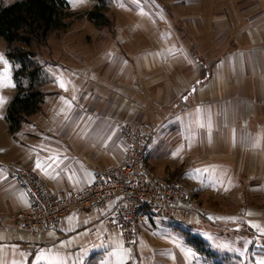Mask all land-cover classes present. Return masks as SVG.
Returning <instances> with one entry per match:
<instances>
[{"label": "crops", "instance_id": "0c3cea01", "mask_svg": "<svg viewBox=\"0 0 264 264\" xmlns=\"http://www.w3.org/2000/svg\"><path fill=\"white\" fill-rule=\"evenodd\" d=\"M252 1L234 12L163 10L167 34L155 25L142 42L125 38L116 50L109 42L102 56L70 57L68 69L49 74L46 87L54 94L43 111L15 135L6 126L10 140L0 144V245H51L65 234L82 231L87 238L88 231L103 228L99 238L112 247L103 223L111 204L73 208L57 229L30 233L16 226L9 215L28 209L29 201L11 165L33 171L52 191L80 190L92 183L95 167L123 161L121 126L127 122L145 137L157 130L153 149L176 138L169 147L180 150L179 162L167 165V175L177 170L218 211L221 204L207 199L210 191L222 195L244 182L256 185L257 194L264 190V0ZM157 159L148 155L152 169ZM38 160L51 161L49 174L36 168ZM89 246L92 256L101 248L99 241Z\"/></svg>", "mask_w": 264, "mask_h": 264}, {"label": "rangeland", "instance_id": "374dc122", "mask_svg": "<svg viewBox=\"0 0 264 264\" xmlns=\"http://www.w3.org/2000/svg\"><path fill=\"white\" fill-rule=\"evenodd\" d=\"M15 1L0 0V3L6 6ZM68 1L71 10L76 14H85L88 10L93 9L95 4L94 0ZM109 1L110 7L107 14L115 21L112 28L99 27L86 16L74 15L70 19L71 24L67 29L50 33L49 45L42 47L41 56L44 63L47 60H53L45 64L44 70L47 75L55 74V72L60 73L65 68L68 69L67 66H70L72 61L70 57L102 56L108 51L107 44L109 42L112 50L118 48L115 43L125 40V38L129 41L138 39L142 42L150 31L146 29H151L155 25H159V27L163 25L162 31L167 34V22L164 19L161 20V14L165 10L170 11L169 9H171L173 12L181 10L180 12H182L190 8V10L196 9L197 11L198 9L207 10L208 13L221 10L234 12L235 9L248 7L253 2L248 0L249 3L239 6L238 3L242 0ZM99 50L101 52L97 53ZM68 51L74 54L70 56ZM0 53H3L5 59L14 66L12 81L15 83L14 73L17 64L8 58L7 43L2 37H0ZM3 67L4 64L0 62V69ZM15 93L16 86L0 85V98L4 100V103L0 105V144L2 141L7 143L10 140V137L5 135L6 126L9 128L6 114ZM156 131L154 128L151 130L152 138ZM17 134L16 136L19 138L23 135V133ZM173 139L176 138L170 137V144L156 143L154 149V143L153 145L149 144L146 152L147 159L148 155L150 158L157 155L158 159L154 160L156 168L153 169L168 178H171V174L167 175V165L174 166L179 162L177 157L180 150L174 151L169 147V145L172 146ZM11 166L16 170V164ZM12 167L11 169H13ZM212 176L207 175L210 178ZM178 178L181 179V177ZM187 179L183 178L180 181L186 186ZM210 186L213 187V183ZM239 186L241 187L236 191L226 192L222 195L216 194L215 190L209 192L211 194L207 196V199L210 203L211 200H217L222 206L221 211L210 206L209 202L200 197L201 194L186 186L191 193L199 198L203 209L200 212H193L188 218L178 220L168 219L162 215H151V223L143 225L139 229L140 241L135 250L127 249L118 233L110 234L109 240L112 241V247L108 248L107 243L99 238L103 228L100 231L98 228H94L92 232L88 231L87 238H84V233L79 231L73 237L65 234L64 237L51 245L26 243L22 247L18 245L10 247L7 244H1L0 264H21V262L37 264L36 257L40 252H44L49 259L39 261V264H261V261L264 260V232L252 225L264 227V190L258 191L257 194L253 191V186L256 185L246 182ZM210 217L212 218L210 219ZM215 217H236V219L217 220ZM189 235L201 238L206 247L210 249L211 254L208 255L190 243ZM96 240L99 241L101 248L99 250L96 248L95 251L98 253L94 252L92 256L89 244L92 241L97 242ZM78 241L83 242L81 248L75 247ZM95 246L99 245L95 244ZM189 253L191 254L189 255Z\"/></svg>", "mask_w": 264, "mask_h": 264}, {"label": "built area", "instance_id": "2783aa9c", "mask_svg": "<svg viewBox=\"0 0 264 264\" xmlns=\"http://www.w3.org/2000/svg\"><path fill=\"white\" fill-rule=\"evenodd\" d=\"M123 161L111 167H95L92 183L80 190L52 191L31 170L18 167L14 177L25 190L28 209L12 212L9 220L34 233L59 228L61 218L76 207H112L103 216L106 237L119 234L124 246L135 250L139 229L151 223V215L168 219L188 218L202 208L199 198L179 179L158 174L147 163L152 137L135 130L133 123L121 126Z\"/></svg>", "mask_w": 264, "mask_h": 264}, {"label": "trees", "instance_id": "16d2710c", "mask_svg": "<svg viewBox=\"0 0 264 264\" xmlns=\"http://www.w3.org/2000/svg\"><path fill=\"white\" fill-rule=\"evenodd\" d=\"M93 9L74 13L68 0H16L9 5L0 3V37L7 43V56L19 65L15 69L16 93L10 102L6 120L9 132L15 134L33 114L43 111L46 98L54 94L47 89L50 82L41 60L42 47L49 45L52 32L67 29L75 15L86 16L99 27L112 28L113 18L107 14L109 0H94ZM171 178H178V171ZM188 241L201 251L211 254L205 242L189 235Z\"/></svg>", "mask_w": 264, "mask_h": 264}, {"label": "snow or ice", "instance_id": "6c2138e0", "mask_svg": "<svg viewBox=\"0 0 264 264\" xmlns=\"http://www.w3.org/2000/svg\"><path fill=\"white\" fill-rule=\"evenodd\" d=\"M73 6H75V3H73ZM0 62H2L4 64V67L2 69H0V85L7 86V87H15L16 85L12 81V71H13L14 66L11 65L7 59H5L3 53H0ZM15 67H19V65H16ZM60 86H61V88H64L67 90V84L62 79L60 81ZM3 103H4L3 98H0V105H2ZM65 103L67 104L68 108L72 107L71 101L65 100ZM52 160H55L56 163H59V160L56 157H53ZM52 166L53 165H52L51 161H49L47 164L42 163L39 160L36 162V168L45 170V174H49L46 169H48ZM196 171L199 172L200 170L197 169ZM2 172H3V170L0 169V174H2ZM22 196H23V194H22ZM25 202H27V201L25 200ZM211 218L212 217H210V219ZM68 219L71 220L72 218L69 217ZM215 219H217V220H222V219L235 220L236 217H215ZM252 226L257 228L261 232H264V227H261L259 225H255V224H253ZM50 235H51V233H50ZM190 254L191 253H189V255ZM47 259H49V257L46 256L44 254V252H40V254L36 257L37 264H39V261L47 260ZM21 264H23V262H21ZM261 264H264V260L261 261Z\"/></svg>", "mask_w": 264, "mask_h": 264}]
</instances>
